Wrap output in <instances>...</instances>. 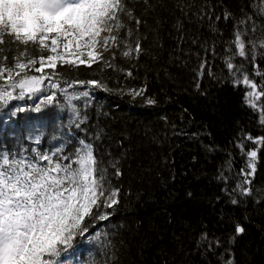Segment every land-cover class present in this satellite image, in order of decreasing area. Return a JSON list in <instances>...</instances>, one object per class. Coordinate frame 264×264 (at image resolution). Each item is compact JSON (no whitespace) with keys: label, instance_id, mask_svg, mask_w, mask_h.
I'll use <instances>...</instances> for the list:
<instances>
[{"label":"snow or ice","instance_id":"obj_1","mask_svg":"<svg viewBox=\"0 0 264 264\" xmlns=\"http://www.w3.org/2000/svg\"><path fill=\"white\" fill-rule=\"evenodd\" d=\"M248 7L251 12L240 6L238 18L220 0H200L199 4L197 0H0V111L8 109L13 101H32L34 106L29 108L12 105L14 110L9 115L15 117L25 111L39 113L42 107L63 101L75 116V129L84 133L83 138L61 140L48 151L41 149L39 139L37 148L29 147L23 152L0 150V264H70V250L78 238L102 243L108 250L105 255L111 253V264H119L116 241L94 229L98 222L113 223L112 217L132 200L143 202L142 193L133 191L131 185L124 187V178L131 171L125 169L124 162L131 154L123 141L118 157L102 152L99 144L106 138L103 129L98 125L99 130L90 138L91 118L82 109L92 104L97 92L118 99L128 96L147 106L159 105L158 98L149 92L147 75L140 87H127L126 82L139 78L142 57L162 59L166 51L162 37L165 16L172 20L169 39L175 45L167 49L168 63L186 67L195 57L196 89L204 97L207 93L200 81L205 76L244 87V103L264 128V67L256 64L258 52L264 61V0H249ZM221 21L225 26L232 24L231 39L224 40L226 76L213 73L207 58L211 54L215 59L217 40L189 32L192 26L197 33L206 27L210 36L223 38ZM9 56L11 62L6 65ZM118 58L126 61L129 68L120 67ZM248 66H252L251 74ZM143 67L147 74L149 68ZM81 71L88 78L67 75ZM164 74L170 75L167 69ZM46 81L50 83L46 85ZM162 119L168 120L166 116ZM171 127L176 129L175 124ZM174 134L199 142L205 152L222 151L203 144L201 137L211 136L206 129ZM156 142L153 139L152 143ZM233 146L243 163L236 172L229 153L226 169L216 176L222 187L214 201L221 207L209 201L216 215L215 231L201 221L200 231L192 237L193 248L188 250L193 259L199 257V264H245L247 254L242 245L251 223L249 205L264 209V188L255 186L264 135L253 137L241 131ZM195 161L193 156V165ZM160 163L172 182L190 174V169L178 173L174 159L162 158ZM142 172L143 177L152 175L147 169ZM198 179L192 174L193 181ZM161 186L167 187L168 181ZM169 196L176 198L175 193ZM183 199L199 203L198 188L194 184L186 186ZM225 206L243 209L244 214L238 217L226 211ZM168 223H173L170 213ZM183 264L192 261L185 260Z\"/></svg>","mask_w":264,"mask_h":264},{"label":"trees","instance_id":"obj_2","mask_svg":"<svg viewBox=\"0 0 264 264\" xmlns=\"http://www.w3.org/2000/svg\"><path fill=\"white\" fill-rule=\"evenodd\" d=\"M199 2L200 0H197V4ZM210 2L216 3L217 0ZM220 2L234 11L238 18L241 15V5L245 6V11H252L248 7L249 0ZM256 2L259 3V0ZM164 19L166 22L162 37L166 51L161 54L162 59L153 61L142 57L139 78H129L130 82H126L127 87H140L143 77L147 75L149 92L158 98L159 105L147 106L138 101L133 102L128 96L118 99L104 92H97L92 104L82 109L87 111L91 118L90 138L99 130L98 125L103 129L102 135L106 138L99 144L102 152L118 157L123 141V147L131 154L124 162L125 169H131L124 178V187L131 185L133 191L142 193L143 202L132 200L112 217L113 223L98 222L94 229L108 234L107 238L116 241L119 264H183L185 260L199 264V257L193 259L188 255V250L193 248L192 237L200 231L201 221L215 231L213 225L216 215L213 214V206L209 201L215 205L214 198L221 195L222 185L217 182L216 176L221 169H226L229 153L234 158L236 172H239L243 163L237 154L238 150L233 146V141L241 131L250 133L253 137L264 135V128L258 125L257 115L244 103V87H235L223 79L218 81L205 76L200 81V87L207 93V97H204L196 89L195 69L198 62L195 57H192L186 67L168 63L167 49L175 45L173 40L169 39L172 20L167 16ZM148 23H153L151 17ZM220 26L224 32L223 38L210 36L206 27H201L197 33L196 28L192 26L189 27V32L210 41L217 40L215 59L211 54L207 58L211 61L213 73H223L226 76L223 58L227 55V49L224 40L231 39L232 24L229 22L225 26L221 21ZM10 62L11 56L6 65ZM116 63L125 69L129 68L123 59L118 58ZM256 64L264 67L259 52ZM143 66L149 68L147 74ZM165 69L169 76L164 74ZM248 71L252 73V66H248ZM133 74L136 75L135 69ZM67 75L73 79L88 78L82 71ZM4 79H7V72ZM121 79H124L123 76ZM47 83L50 81H46V85ZM36 103H39L38 99ZM12 105L25 108L34 106L32 101L27 104L24 101H13L8 109L0 111V150L11 148L13 151L23 152L29 147L37 148L36 140L39 139L42 141L41 149L48 151L61 140L73 136L84 137V133L75 129L72 123L75 116L63 101L60 104L44 106L39 113L25 111L15 117L9 115V111L14 110L11 109ZM165 116L168 118L167 122L162 119ZM172 124L176 125L175 130L171 127ZM205 129L211 136H202L203 144L214 145L222 151L205 152L199 142L184 135L174 134V131L193 133L204 132ZM153 139L157 142L152 143ZM193 156L196 157L195 165L192 163ZM107 158L105 155V159ZM162 158L174 159L178 173L190 169L189 176L185 178L181 175L172 182L160 163ZM142 169L151 171V177H143ZM192 174L197 175L199 179L193 181ZM226 175L231 173L226 172ZM165 180L168 181V186L162 187ZM192 184L199 190V203L183 199L185 187ZM255 186L264 188V153H261L258 163ZM169 193H175L176 198H170ZM215 207L219 208L221 205ZM225 210L233 211L238 217L244 214L243 209L232 210L230 206H225ZM169 213L173 217L171 224L168 223ZM247 214L251 223L248 226V238L242 245L247 254L245 264L249 261L251 264H264V209L250 204ZM120 225L124 227H119ZM112 233L117 235H111ZM103 239L105 237L102 236ZM121 240L122 244L119 242ZM106 251L108 250L100 242L92 244L87 239L78 238L70 250V264H111V253L109 251L106 256Z\"/></svg>","mask_w":264,"mask_h":264},{"label":"bare ground","instance_id":"obj_3","mask_svg":"<svg viewBox=\"0 0 264 264\" xmlns=\"http://www.w3.org/2000/svg\"><path fill=\"white\" fill-rule=\"evenodd\" d=\"M252 111V110H251Z\"/></svg>","mask_w":264,"mask_h":264}]
</instances>
